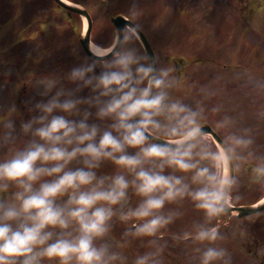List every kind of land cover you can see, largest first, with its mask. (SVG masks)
<instances>
[{
  "label": "clouds",
  "instance_id": "1",
  "mask_svg": "<svg viewBox=\"0 0 264 264\" xmlns=\"http://www.w3.org/2000/svg\"><path fill=\"white\" fill-rule=\"evenodd\" d=\"M126 15L136 20L140 7ZM137 37L129 24L63 74L30 73L47 99L25 101L35 114L19 129L17 105L0 110V264H167L173 246L190 264H235L234 208L247 203L245 184L264 195L258 132L223 100L210 103L221 77L189 85ZM245 74L264 93L250 69L235 77ZM186 204L196 214L184 219ZM137 241L142 250L129 252Z\"/></svg>",
  "mask_w": 264,
  "mask_h": 264
},
{
  "label": "rangeland",
  "instance_id": "2",
  "mask_svg": "<svg viewBox=\"0 0 264 264\" xmlns=\"http://www.w3.org/2000/svg\"><path fill=\"white\" fill-rule=\"evenodd\" d=\"M78 1L91 12L95 23L92 38L101 45L116 35L109 23L112 10L121 9L126 14L133 6L140 7L141 15L134 21L149 36L160 62L166 63L168 55H174L175 59H171L174 63L182 58L187 64L178 62V66L188 75L189 85L221 77L214 86L220 87L224 94L221 92L210 103L223 100L226 109L242 123L254 126L259 150L264 151V119L257 118L258 108L264 106V93L245 82L247 74L235 77L247 68L256 78L264 79V0H154V5L153 0ZM63 11L53 0H0V110L12 103L17 105L20 112L15 116L17 129L21 119L35 114L25 101L47 99L27 82V77L31 80L30 73L63 74L88 57L79 45L76 28L72 27L77 26L76 21ZM40 19L47 21L42 24L45 30H40ZM69 21L72 23L67 26ZM135 45L141 50L137 41ZM254 47L257 55L252 52ZM86 89L80 95H87ZM185 92L191 94L192 90L186 88ZM243 191L246 201L255 200L260 194L247 184ZM185 207L189 218L196 214L189 205ZM259 215L264 219V214ZM230 226L226 229L229 247L231 240H243L239 229ZM138 250L142 248L137 241L129 252ZM187 256L185 249L178 246L166 253V259L173 264H190ZM240 260L247 264L244 258Z\"/></svg>",
  "mask_w": 264,
  "mask_h": 264
},
{
  "label": "water",
  "instance_id": "3",
  "mask_svg": "<svg viewBox=\"0 0 264 264\" xmlns=\"http://www.w3.org/2000/svg\"><path fill=\"white\" fill-rule=\"evenodd\" d=\"M58 1H59V0H58ZM59 2L62 3V1H59ZM62 4L65 5L67 8H69V9H71V10L78 11V12L84 14V15L87 17L88 23H89V25H90V17H89V15L87 14V12H85V10L80 9V8H78V7H75V6L66 5V4H64V3H62ZM112 21H113V23L115 24V26H116V28L118 29V31L121 33V35H122V29H123L124 25H125L126 23L131 24L130 21L124 19L122 16L114 17V18H112ZM138 34H139L140 37H141V40H142L143 45H144V47H145V51H146V53L149 54L151 57H153V53H152V51H150L151 48H150L149 44H148V43L144 40V38L141 36V34L139 33V30H138ZM88 39H89V30L87 31L86 36H85L84 38H81V42H82L81 44H83L85 50H87V51H88V44H89ZM88 52H89V51H88ZM89 53H90V52H89ZM90 54H91V53H90ZM91 55L94 56L93 54H91ZM94 57H95V56H94ZM153 58H154V57H153ZM207 129L210 130V128H209L208 126H207ZM218 138H219V137H218ZM262 208H264V203L261 202V203H258V204H256V205L237 206V207H235L234 209H236V210L238 211V216H240V215H244V214H248V213L256 212V211H258V210H260V209H262Z\"/></svg>",
  "mask_w": 264,
  "mask_h": 264
},
{
  "label": "flooded vegetation",
  "instance_id": "4",
  "mask_svg": "<svg viewBox=\"0 0 264 264\" xmlns=\"http://www.w3.org/2000/svg\"><path fill=\"white\" fill-rule=\"evenodd\" d=\"M250 220H245V224H247ZM252 237V239H248V242L244 243V246L250 251L252 252L253 249L258 248V243L259 240L257 239V237L255 236H250Z\"/></svg>",
  "mask_w": 264,
  "mask_h": 264
}]
</instances>
